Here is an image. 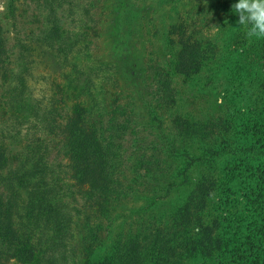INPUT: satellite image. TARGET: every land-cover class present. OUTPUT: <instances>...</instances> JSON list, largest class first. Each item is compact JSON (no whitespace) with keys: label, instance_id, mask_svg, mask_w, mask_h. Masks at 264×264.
Returning <instances> with one entry per match:
<instances>
[{"label":"trees","instance_id":"1","mask_svg":"<svg viewBox=\"0 0 264 264\" xmlns=\"http://www.w3.org/2000/svg\"><path fill=\"white\" fill-rule=\"evenodd\" d=\"M135 1L156 8L147 19L141 103L126 96L106 108L92 96L61 127L71 180L92 203L83 202L92 223L81 264H264V38L249 39L237 23L238 0ZM49 16V27L29 40L68 67L67 89L91 98L94 80L115 84L81 34L63 29L52 9ZM35 161L11 169L0 148V258L21 264L50 256L39 249L38 224L58 240L70 229L42 157Z\"/></svg>","mask_w":264,"mask_h":264},{"label":"rangeland","instance_id":"2","mask_svg":"<svg viewBox=\"0 0 264 264\" xmlns=\"http://www.w3.org/2000/svg\"><path fill=\"white\" fill-rule=\"evenodd\" d=\"M66 1L72 5L59 0L60 6L51 3V0H0V41L4 58L0 62V148L5 149L11 169L25 159L27 166H33L35 160L42 157L44 169L49 175L47 182L50 181L49 186L55 189L70 216V229L65 233L63 231L60 240L51 229L38 224V228L44 230L41 236L44 241L39 249H47L50 254L42 264H81L85 260V246L90 241V230L86 224L90 227L92 221L86 222L88 211L83 209V202L92 203L84 190L71 180L70 163L60 148L61 127L68 116L85 111L92 103V96L100 105L104 99L106 108L114 99L123 100L126 96L136 104L141 103L145 74L142 58L151 49L146 43L151 40L146 31L147 19L156 11L154 5L135 3V0ZM196 1L202 2L203 7L209 4L208 0ZM68 8L72 14H67ZM50 9L63 29L81 34L80 41L87 45L90 59L109 64L111 70L108 71L115 84L108 80H94L88 93L91 98L77 89H67L66 78L71 79L65 74L68 67L61 63L54 52L37 47L33 40H29L49 27ZM143 12L146 18L141 21ZM17 44L25 45L26 49L22 50ZM76 64L80 65L79 62ZM101 83L103 88L100 90L104 96L101 94L97 97L95 93L99 91ZM209 99L217 101L216 96ZM19 101H22L21 104H18ZM196 105L202 108L201 101H195ZM248 160L256 164L255 155L248 157ZM5 173L0 170V174ZM0 193H4L1 186ZM164 202H169V198ZM82 211L84 213L81 214ZM125 214L122 212L118 215ZM16 217L17 214L12 222H17ZM126 221L129 219L126 218ZM119 223L120 220L117 221ZM105 225L106 222H103L100 230ZM14 227L21 232L17 226ZM27 228L31 234L36 232ZM37 237H40V232L32 240L35 242ZM0 264L21 263L2 256Z\"/></svg>","mask_w":264,"mask_h":264},{"label":"clouds","instance_id":"3","mask_svg":"<svg viewBox=\"0 0 264 264\" xmlns=\"http://www.w3.org/2000/svg\"><path fill=\"white\" fill-rule=\"evenodd\" d=\"M232 10L238 15L237 23L246 29L249 39L264 38V0H238Z\"/></svg>","mask_w":264,"mask_h":264}]
</instances>
